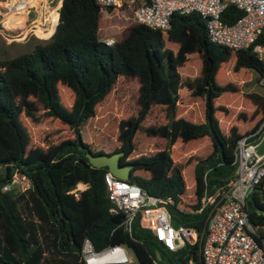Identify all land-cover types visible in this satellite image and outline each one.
Here are the masks:
<instances>
[{
	"label": "trees",
	"instance_id": "1",
	"mask_svg": "<svg viewBox=\"0 0 264 264\" xmlns=\"http://www.w3.org/2000/svg\"><path fill=\"white\" fill-rule=\"evenodd\" d=\"M240 13L227 3L220 17ZM131 14L122 0H60L50 28L34 31L43 38L0 34V264H83L84 237L95 249L121 243L139 263L202 264L206 212L195 209L204 188L231 177L236 140L264 119V93L244 90L253 72L264 74V56L209 40L196 12H173L168 27ZM42 122L50 125L37 137ZM85 151L120 152L125 180L170 197L171 223L194 227L197 239L170 250L137 219L126 230L123 212L108 211L107 167ZM13 172L29 179L25 192L2 190ZM78 181L87 186L75 197L66 191ZM245 209L264 244L261 186Z\"/></svg>",
	"mask_w": 264,
	"mask_h": 264
},
{
	"label": "built area",
	"instance_id": "2",
	"mask_svg": "<svg viewBox=\"0 0 264 264\" xmlns=\"http://www.w3.org/2000/svg\"><path fill=\"white\" fill-rule=\"evenodd\" d=\"M103 5L116 4L118 0H95ZM132 6V20L149 26L168 27L173 12H196L205 21L209 40L235 48L251 47L258 56H264V40L255 42L264 27V0H122ZM241 11L233 21H224L220 14L227 5ZM0 34L9 41L16 39L4 27L3 21L12 16H26L28 10L40 8V0L35 4L29 0H2L0 3ZM52 8V7H51ZM54 9V8H53ZM55 10V9H54ZM40 16V15H39ZM47 14L43 18H33L29 25L30 33L36 28L45 31ZM4 22V23H3ZM7 25V26H6ZM110 44L112 36L101 39ZM264 89V74L258 78ZM264 136V119L249 134L239 137L233 148L234 170L220 188L209 193L204 188L196 212L204 210L205 232L199 242L202 264H264V244L255 238L254 226L247 219L246 197L254 186L264 190V152L257 153L256 145ZM106 196L110 203L108 211L123 212L122 226L129 230L137 219L139 227L150 232L152 238L170 250L197 239L194 227L183 223L173 225L170 220L168 204L170 197L160 198L149 194L140 185L104 172ZM11 186L25 192L30 186L29 179L13 172L2 185V190ZM87 183L78 181L66 192L77 197ZM78 258L83 264H130L131 253L121 243H113L95 249L90 240L84 237ZM153 264H158L154 259Z\"/></svg>",
	"mask_w": 264,
	"mask_h": 264
},
{
	"label": "rangeland",
	"instance_id": "3",
	"mask_svg": "<svg viewBox=\"0 0 264 264\" xmlns=\"http://www.w3.org/2000/svg\"><path fill=\"white\" fill-rule=\"evenodd\" d=\"M5 1V0H4ZM56 4V5H55ZM59 4H60V0H40V5H39V7H41V12H39V14H40V16L38 17V19H40L41 20V18H43V20H44V14H49V9H51V7L52 8H54L55 9V11L57 12V7L59 6ZM52 11H54V10H52ZM45 22V26H47V29L46 30H48L49 28H50V26H51V23H52V20H51V17H50V14L48 15V17L46 18V20L44 21ZM31 23V20H22V21H20L19 22V24H20V27H21V29L23 28V27H26L27 25H29ZM45 30V31H46ZM8 32V31H7ZM9 33V32H8ZM10 34V33H9ZM31 34H33V35H35V36H37V37H40V36H38L35 32L34 33H26L24 36H19V34H16V33H14V34H11L12 36H15V37H17L16 39H14V40H21V39H23L25 36H27V35H31ZM19 36V37H18ZM40 38H43V37H40ZM1 40V39H0ZM7 41V40H6ZM244 90H251V91H256V92H259V93H264V89L259 85V83H258V80H256L255 79V73L253 72L252 73V75L250 76V79H249V81L247 82V85L246 86H244ZM50 125V124H49ZM49 125H45V126H47V127H45L44 126V124H43V122H42V124L40 125V127L39 128H37V129H35V131H34V134L38 137V136H41L44 132H46L48 129V127H49ZM51 134H52V136H55L56 134H65V133H63V132H61V133H58V131L57 132H51ZM2 170H3V167L2 166H0V173H2ZM173 225H176V224H174V223H172ZM129 252L131 253V258H132V261H131V263L130 264H153V263H139V262H137L136 261V259H135V257H134V255H133V253L129 250Z\"/></svg>",
	"mask_w": 264,
	"mask_h": 264
},
{
	"label": "water",
	"instance_id": "4",
	"mask_svg": "<svg viewBox=\"0 0 264 264\" xmlns=\"http://www.w3.org/2000/svg\"><path fill=\"white\" fill-rule=\"evenodd\" d=\"M255 150L257 153L264 152V136L260 139V141L256 145ZM119 154L120 152H115L108 155L104 153L92 154L89 151H85V156L87 158V161L91 165L96 167L106 166L107 169L116 177L121 179H126L130 165L120 166L118 163ZM155 253H156V259L161 260L162 258L161 256L158 255V251H155ZM163 263L167 264L166 261H163Z\"/></svg>",
	"mask_w": 264,
	"mask_h": 264
},
{
	"label": "crops",
	"instance_id": "5",
	"mask_svg": "<svg viewBox=\"0 0 264 264\" xmlns=\"http://www.w3.org/2000/svg\"><path fill=\"white\" fill-rule=\"evenodd\" d=\"M1 2H2V0H0V3ZM0 7H1V5H0ZM39 12H41V7L38 8V10L33 9V8L29 9L27 15L23 16V17L22 16L21 17L20 16H12V18H10V20L5 17V19L3 20V21H5V23L4 22L3 23L4 24L7 23V25L9 26V27H4L5 32L8 31L10 34L16 33V34H19V36H24L26 33H30V29H29L30 24L21 29L19 22L22 20H32L33 18H37V16L39 17V15H40ZM0 27H1V25H0Z\"/></svg>",
	"mask_w": 264,
	"mask_h": 264
},
{
	"label": "bare ground",
	"instance_id": "6",
	"mask_svg": "<svg viewBox=\"0 0 264 264\" xmlns=\"http://www.w3.org/2000/svg\"><path fill=\"white\" fill-rule=\"evenodd\" d=\"M56 1H57V0H56ZM29 2L32 3V4H35V3H36V0H29ZM55 5H56V4H55ZM52 7H53V6H52ZM52 10H54V9H53V8L49 9V14L52 12ZM49 14H47V17H48ZM47 17H46V18H47Z\"/></svg>",
	"mask_w": 264,
	"mask_h": 264
}]
</instances>
